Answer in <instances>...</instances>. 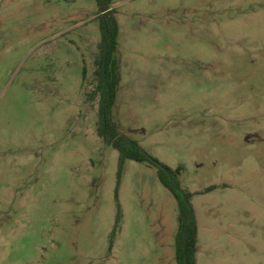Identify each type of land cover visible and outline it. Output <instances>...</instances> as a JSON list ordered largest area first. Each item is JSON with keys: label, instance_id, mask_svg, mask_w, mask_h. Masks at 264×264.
<instances>
[{"label": "rangeland", "instance_id": "rangeland-1", "mask_svg": "<svg viewBox=\"0 0 264 264\" xmlns=\"http://www.w3.org/2000/svg\"><path fill=\"white\" fill-rule=\"evenodd\" d=\"M113 3L119 132L184 167L202 245L249 231L213 258L264 264V0ZM100 42L96 0H0V264H177L158 169L98 136Z\"/></svg>", "mask_w": 264, "mask_h": 264}, {"label": "trees", "instance_id": "trees-1", "mask_svg": "<svg viewBox=\"0 0 264 264\" xmlns=\"http://www.w3.org/2000/svg\"><path fill=\"white\" fill-rule=\"evenodd\" d=\"M96 3L100 13L101 42L95 60L94 76L97 84L90 97L99 100L98 136L120 154L119 180L126 160L148 163L158 169L159 180L175 198L179 211L175 239L177 264H197L198 220L193 204L196 193L182 184L181 175L184 167L173 169L161 163L142 150L135 141L122 135L113 121L120 69L117 58L120 26L116 16L117 11L113 9V0H96ZM215 189L216 187H211L207 192Z\"/></svg>", "mask_w": 264, "mask_h": 264}, {"label": "crops", "instance_id": "crops-1", "mask_svg": "<svg viewBox=\"0 0 264 264\" xmlns=\"http://www.w3.org/2000/svg\"><path fill=\"white\" fill-rule=\"evenodd\" d=\"M198 220V243H197V264H220V262L229 263V264H238L235 260L232 259H216L213 258L212 251L218 249L219 243L222 240H227L230 243H241L244 238L241 237L243 234H247L249 231H245L240 228H214L208 229V233L212 236L206 237L201 244V229ZM178 229V227H177ZM172 250L175 248L173 242H171Z\"/></svg>", "mask_w": 264, "mask_h": 264}]
</instances>
